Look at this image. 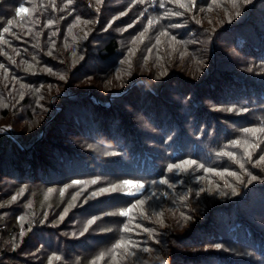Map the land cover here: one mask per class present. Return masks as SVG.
<instances>
[{
    "label": "trees",
    "instance_id": "16d2710c",
    "mask_svg": "<svg viewBox=\"0 0 264 264\" xmlns=\"http://www.w3.org/2000/svg\"><path fill=\"white\" fill-rule=\"evenodd\" d=\"M0 37V264H264V0H0Z\"/></svg>",
    "mask_w": 264,
    "mask_h": 264
},
{
    "label": "snow or ice",
    "instance_id": "6c2138e0",
    "mask_svg": "<svg viewBox=\"0 0 264 264\" xmlns=\"http://www.w3.org/2000/svg\"><path fill=\"white\" fill-rule=\"evenodd\" d=\"M54 2V0H53ZM68 4H71L73 2V0H67ZM97 3H101L102 0H96ZM171 2H174V3H177L179 5V7L181 8H186L187 10H191L192 7H195V0H188V3H183L181 2V0H171ZM231 4L233 5V7H237V0H230ZM213 3H216V0H213ZM160 7H164V4L161 3L160 4ZM36 9H35V5H33V7L31 9L27 8V7H20L19 9H17V16H20L21 13H24V14H29L30 12H34ZM171 15H183V13H178V12H173V13H170ZM237 15H239V13L237 12L236 13ZM123 15V13L121 14ZM78 19V23H79V18ZM9 26L12 25V21H9ZM53 23L52 21H49V25ZM85 24L87 23H90L89 21H84ZM153 23V21H149V24L151 25ZM131 27V25L129 26ZM10 31V27H5L3 29V32H9ZM162 35H167V33H162ZM144 37V33H141L140 36H139V39L142 40ZM0 39H2V37H0ZM175 39V37H173V40ZM135 39L133 40V43H135ZM159 43V40L157 41ZM4 43H7V41L5 40ZM51 54V53H49ZM0 67H3V65H0ZM31 67V66H29ZM48 71H51L50 69ZM61 79H63L64 77L61 76L60 77ZM23 86V85H21ZM5 107L7 105H4ZM229 111H232V109H228ZM243 111H247V109H244ZM245 133H249L253 136L256 135L257 132H264V127H261V128H249V129H244L243 130ZM233 146H238V147H242L244 148V155L249 159L251 160L252 159V154L251 152L249 151V148H253V147H259V145H253L251 144L249 141L245 140L243 142H241L240 140H236V141H233L232 142ZM91 147V146H90ZM225 155H229L231 157H233L235 159V153H224ZM262 162H264V155H261L259 157V159H257L255 161V163L257 165L261 164ZM236 163H238L240 165L241 168H244V164L241 163L239 160H236ZM196 164V161L194 160H184V161H181L180 164H171L168 166V171L171 172L175 169H180L182 171H187L188 167H191L192 165ZM199 167H203V165H199ZM206 171H213L212 169H206ZM247 171V170H245ZM218 175H223V173H217ZM229 175L231 176H235L237 179H240V176L238 173L236 172H229L228 173ZM250 175V178L251 180H255L257 179L256 176L254 175H251V173H249ZM160 183H168V181L166 179H162L161 181H159ZM81 183H84L82 181H73L72 184L75 185V184H81ZM92 184H95L97 183L96 180H93L91 181ZM155 183V181L153 182ZM229 187H231V185H229ZM144 188V184L143 182H140V181H130V180H125V181H122L120 182V184H113L111 185L110 187L108 188H101L99 189V191H95V192H92L91 193V197L92 198H95L97 196H100L104 193H108V192H116L118 190H122L125 192V194L127 195H131V196H135L137 192H140L142 189ZM52 190L50 189L49 192H51ZM63 189L61 190V194H63ZM83 191V190H81ZM201 191H203V189H201ZM233 191V194H235L236 190L235 188L232 189ZM81 193H76V195L73 196V201H75L77 199V197L80 195ZM198 194V193H197ZM221 195H224V193H221ZM17 199V196H13L12 197V201H15ZM145 201L144 200H136L133 204H131L129 206V208L127 209H122L120 210L119 212V215L121 216H129L130 213L133 211V210H136L137 208H140V214L143 215V205H144ZM75 206L74 204H70V207H73ZM28 207H31V204L28 205ZM68 212V209H65V212H64V215H66ZM20 220H23L25 219V217H20L19 218ZM63 219V215L61 216V220ZM134 219V217H133ZM95 220L96 218H93V219H90L87 221V225L84 229L85 232L88 231V227H90L92 224L95 223ZM161 223H163V221L161 220L160 221ZM136 227H139V225H136ZM122 231H125V232H132L134 231V228H131L128 226V224H125ZM145 232L149 231V229H144ZM83 234V233H81ZM215 247L219 248V247H222L221 245H215ZM123 248L124 250V253H125V258H127L128 255H135V252L132 251V249L134 248H139V245H136V244H133L131 240H125L123 238H121V240L117 241V243L115 245H113V247L111 249L108 250L107 253H101L99 255V257L97 259H103L106 255H108L109 253H111L112 255V259L113 260H116L117 258V250L118 249H121ZM142 251L144 252H149L150 249L148 248H143ZM56 259H59V257H56ZM92 264H95V260L92 262Z\"/></svg>",
    "mask_w": 264,
    "mask_h": 264
}]
</instances>
